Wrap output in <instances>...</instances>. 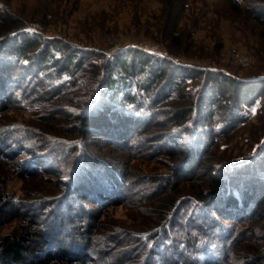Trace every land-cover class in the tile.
I'll return each instance as SVG.
<instances>
[{
    "label": "trees",
    "instance_id": "obj_1",
    "mask_svg": "<svg viewBox=\"0 0 264 264\" xmlns=\"http://www.w3.org/2000/svg\"><path fill=\"white\" fill-rule=\"evenodd\" d=\"M227 1L232 8H239L237 0ZM181 3L176 7L170 2L164 14L169 17L178 14ZM0 55V115L11 110L36 112L35 125L22 122L4 124L0 118V225L13 218L19 222L18 228L0 237V264H88L86 258L68 257L69 251L51 241L50 230L46 232L38 226L37 217L44 214L22 210L21 203L12 201L6 193L4 181L7 174L16 172L14 159L25 153L34 154V157L22 162L24 175H35L37 172H30L28 168H37L44 159L58 171L66 166V162L70 164L64 172L66 175L62 174L67 177L66 182H60L69 187L63 195L33 202L42 210L48 209L47 213H53L51 228L54 229L57 216L53 206L59 203L75 200L79 210H84L82 206L88 208L83 204L86 202L98 206L87 211L86 218H80L73 227L88 242L86 246L82 245L83 250L90 249L98 237L100 240L106 237L96 233L101 229L98 219L104 215V207L125 203L145 216L147 214V226L127 231L115 228L107 233V238L112 241L108 243L109 248L118 250L112 264H258L257 259L264 257V245L259 246L264 243L263 236L253 234L246 238V232L237 229L241 221L253 223L257 220L252 215L254 211L247 208L246 195L241 196L245 192L243 189L242 194L235 193L229 186V189H219L216 180L211 179V193L203 197L201 193L180 197V181L194 182L197 179L196 168L188 165L191 159L200 152L199 155L204 156L214 140L238 128L242 122L239 103L244 97L239 95L240 84L236 79L206 70L177 74L181 68L179 65L132 48L104 57L58 38L33 34L22 26L19 19L4 13L1 5ZM93 58H103L104 61L94 63ZM18 68L22 69L23 76L16 78ZM200 73L203 83L210 81L211 84L202 85L200 93L193 98L183 86ZM88 75H91L88 77L91 82L86 86L88 98L84 99L85 104L68 107L79 112L75 116L69 112L66 116L75 125L71 126L66 137L49 134L45 125L60 110L54 106L64 105L66 99L63 98L78 88L82 78ZM218 81L229 83L236 92L231 97H223L217 89L220 88ZM256 83L260 86L251 101L253 105L264 96V78ZM214 92L218 95L216 98ZM181 100L186 105L179 111L169 105ZM140 123H143L142 128L153 131L154 140L165 138L169 132L189 136V141H193L188 150L191 156L181 170H186L187 176L175 175L176 181L163 176L150 181V178L141 182L129 181L126 163L121 169L116 168L107 159L92 154L86 146L89 142L105 139L113 151L125 148L131 137L122 132V127L125 125L127 131L137 128ZM76 134L80 136L69 138ZM199 135L207 137L198 140ZM256 151L257 158H251L260 165L264 161V140L255 147ZM165 154L173 158L170 151ZM97 171L99 178L90 180L89 174ZM80 180L82 182L77 184ZM93 185L100 186V194L93 191L80 193ZM106 201L109 202L102 206ZM224 219L232 222L227 224ZM243 242L248 244L243 245ZM44 245L51 250L40 257Z\"/></svg>",
    "mask_w": 264,
    "mask_h": 264
},
{
    "label": "rangeland",
    "instance_id": "obj_2",
    "mask_svg": "<svg viewBox=\"0 0 264 264\" xmlns=\"http://www.w3.org/2000/svg\"><path fill=\"white\" fill-rule=\"evenodd\" d=\"M170 2L175 3L176 7L182 2L179 13L171 17L164 14V9ZM237 3L238 9L232 8L227 0H0L4 13L19 19L22 26L44 38H58L76 44L77 48L101 53L104 57L132 48L179 65L181 68L177 70V74L206 70L236 79L240 84L239 95L244 97L239 103L242 122L238 128L214 140L213 145L205 150L204 156L199 155L202 153L200 152L191 159L192 162L188 165L192 169L196 168L197 179L194 182L180 181V197L197 193H201L203 197L211 193V179L216 180L219 189L230 187L235 193H241L243 189L245 192L241 196L246 195L247 208L254 211L252 215L256 216L257 220L253 223L241 221L237 224V229L246 232V238L256 234L264 239V161L260 166L251 158H257L259 150L255 152V147L264 140V96L259 99V103H251L256 97L255 93L259 92L260 85L256 81L264 78V1L237 0ZM92 60L94 63L104 61L103 58ZM202 73L192 80L188 79V83L183 86V90L190 92L193 98L200 93L202 85L206 87L211 84L210 81L203 83ZM21 75L23 76V71L18 68L14 77ZM89 76L91 75L83 77L79 87L64 96V105L54 106L60 110H57L59 114L45 125L49 134L66 137L71 126L75 125L66 116L69 112L74 116L79 112L69 110L68 107L77 108L85 104L84 99L88 98L86 86L91 82ZM218 84L220 88L217 89L223 97H231L233 92H236L227 82L218 81ZM217 96L214 92L213 97ZM169 105L177 107L179 111L182 107L185 108L186 104L181 100ZM35 114L36 112L11 110L1 113L0 118L4 124L22 122L35 125ZM143 123L127 131L125 125L122 127V132L131 137V142L125 148L113 151L107 146L105 139L89 142L86 146L91 149L92 154L107 159L116 168L121 169L122 164L126 163L129 167L126 170L129 181L141 182L146 178H150V181L157 176L176 181L175 175L187 176L188 172L181 170L191 156L189 149L193 141H189V136H176L169 132L165 138L154 140L153 131L142 128ZM79 134L69 138H77ZM146 137L153 139L147 140ZM199 137L198 140H205L207 136ZM168 151L172 153L173 158L165 154ZM32 156L34 157V154L25 153L15 157L16 166L13 168L16 172H9L4 181L6 193L12 201L21 203L22 210L44 214L38 215V226L46 232L47 229L50 230L48 235L51 241L62 247V250L69 251L68 257L77 260L86 258L88 264H112L118 250L109 248V242L112 241L107 235L115 228L127 231L134 228L138 230L142 225L147 226V214L145 216L125 203L111 204L104 207V215L98 219L101 229L96 233L106 236L105 239L100 240L98 237L90 249L86 247L83 250L82 245L86 246L88 242H85L73 227L80 218H86L87 211L98 206L86 202L83 204L88 208L82 206L84 210H79L75 200L59 203L53 206L57 216L54 229L51 228L53 213H47L48 209L42 210L38 203L33 202L51 200L63 195L69 187L60 182H66L67 177L62 174L66 175L64 172L70 164L66 162V166L58 171L46 164L44 159L37 168H28L30 172L36 171L35 175H24L23 164ZM196 158L197 163H194ZM98 172L90 173L89 179L96 181L100 176ZM81 182L82 180L77 184ZM89 186L86 191L80 193L93 191L100 194V186ZM105 189L106 192L107 188ZM79 201L81 202V199ZM107 202L109 201L104 202L102 206ZM8 211H11V208ZM223 221L227 224L232 222L226 219ZM18 226L19 222L15 218L1 223L0 237ZM246 244L248 243L243 242V245ZM263 245L264 243H261L259 246ZM50 250L44 245L39 256L42 257ZM262 258L264 257L257 259L258 264H264Z\"/></svg>",
    "mask_w": 264,
    "mask_h": 264
}]
</instances>
